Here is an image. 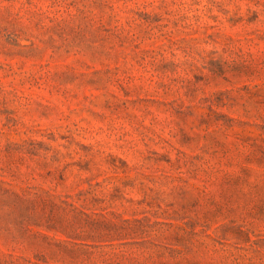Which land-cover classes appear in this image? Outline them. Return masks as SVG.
<instances>
[{
  "label": "rangeland",
  "instance_id": "374dc122",
  "mask_svg": "<svg viewBox=\"0 0 264 264\" xmlns=\"http://www.w3.org/2000/svg\"><path fill=\"white\" fill-rule=\"evenodd\" d=\"M0 264H264V0H0Z\"/></svg>",
  "mask_w": 264,
  "mask_h": 264
}]
</instances>
